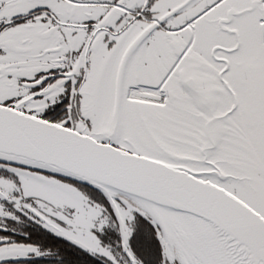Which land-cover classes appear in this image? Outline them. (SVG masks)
<instances>
[{
	"label": "snow or ice",
	"instance_id": "obj_1",
	"mask_svg": "<svg viewBox=\"0 0 264 264\" xmlns=\"http://www.w3.org/2000/svg\"><path fill=\"white\" fill-rule=\"evenodd\" d=\"M0 264H264V0H0Z\"/></svg>",
	"mask_w": 264,
	"mask_h": 264
}]
</instances>
